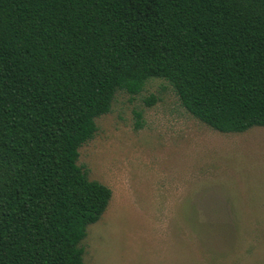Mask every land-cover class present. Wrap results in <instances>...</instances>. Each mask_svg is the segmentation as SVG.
Here are the masks:
<instances>
[{"label": "trees", "instance_id": "1", "mask_svg": "<svg viewBox=\"0 0 264 264\" xmlns=\"http://www.w3.org/2000/svg\"><path fill=\"white\" fill-rule=\"evenodd\" d=\"M151 79L217 132L264 128V0H0V264H85L112 192L79 149Z\"/></svg>", "mask_w": 264, "mask_h": 264}, {"label": "rangeland", "instance_id": "2", "mask_svg": "<svg viewBox=\"0 0 264 264\" xmlns=\"http://www.w3.org/2000/svg\"><path fill=\"white\" fill-rule=\"evenodd\" d=\"M96 126L77 163L112 197L85 264H264V128L217 132L160 79L118 92Z\"/></svg>", "mask_w": 264, "mask_h": 264}]
</instances>
